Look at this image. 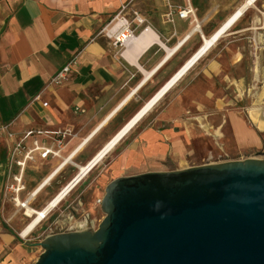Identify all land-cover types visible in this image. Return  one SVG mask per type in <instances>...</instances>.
<instances>
[{
	"label": "crops",
	"instance_id": "obj_1",
	"mask_svg": "<svg viewBox=\"0 0 264 264\" xmlns=\"http://www.w3.org/2000/svg\"><path fill=\"white\" fill-rule=\"evenodd\" d=\"M125 4L129 7L122 15L137 36L115 47L104 28ZM187 8L194 15L180 18L178 12ZM134 12L142 25L134 22ZM222 30L121 141L125 144L104 170L114 179L162 172V161H182L199 135L197 128L219 126L223 110H234L255 94H261L259 109L264 110V0H0V264H16L24 254L10 231L21 209L6 211L13 206L4 190L13 142L2 128L16 134L61 128L74 134L63 151V156L75 151L73 161L51 182L45 179L57 159L26 175L30 191L45 182L36 199L43 208H32L41 211ZM69 64L68 81L51 84ZM256 108L248 109L249 119ZM208 109L214 113L205 115ZM228 117L240 147L259 145L242 117Z\"/></svg>",
	"mask_w": 264,
	"mask_h": 264
},
{
	"label": "water",
	"instance_id": "obj_2",
	"mask_svg": "<svg viewBox=\"0 0 264 264\" xmlns=\"http://www.w3.org/2000/svg\"><path fill=\"white\" fill-rule=\"evenodd\" d=\"M101 209L96 229L29 243L34 264H264V159L120 177Z\"/></svg>",
	"mask_w": 264,
	"mask_h": 264
},
{
	"label": "rangeland",
	"instance_id": "obj_3",
	"mask_svg": "<svg viewBox=\"0 0 264 264\" xmlns=\"http://www.w3.org/2000/svg\"><path fill=\"white\" fill-rule=\"evenodd\" d=\"M252 101L254 102L253 104ZM260 101L261 94H255L248 100L245 99V102L238 104L234 110H223L219 126H210L208 124L205 127L197 128L198 130L196 131L199 135L190 143L189 153L185 159L180 162L162 161L160 167L165 171H174L211 163L242 161L249 158L264 159V131L251 122L248 114V109L261 107ZM161 111V108L155 110V116L161 113ZM211 113H214L213 109L206 110L204 114L210 115ZM231 113L242 117L246 124L256 132L260 140L258 146L240 147L235 142L228 117ZM145 125L146 123H143L142 127ZM161 126L163 125H159V127ZM124 142H121L57 208L51 211L48 217L26 239L21 238L18 232L21 234L22 230L30 222V218L25 216L24 210H19L18 212L15 210V207L9 206L6 210L9 214L18 212L11 222L12 227L10 231L15 235L24 250L22 258L16 264H34L43 252L41 246L29 245L27 243L42 241L47 235L53 233L98 228L105 217L101 205L98 204V199H103L106 186L115 180V177L108 175V170H104L111 163L113 157L120 152L121 146L125 144ZM32 177L33 175H29L28 178L30 179L28 180H31ZM95 180H97V185L92 187L91 183ZM28 191H30L29 188ZM39 204V201L36 200L33 202L32 207L40 210L43 207ZM20 217L25 218V220L19 221Z\"/></svg>",
	"mask_w": 264,
	"mask_h": 264
},
{
	"label": "built area",
	"instance_id": "obj_4",
	"mask_svg": "<svg viewBox=\"0 0 264 264\" xmlns=\"http://www.w3.org/2000/svg\"><path fill=\"white\" fill-rule=\"evenodd\" d=\"M128 7L129 4L123 5L120 12L112 18L104 28L105 35L112 40L115 47L123 46L126 42H129L137 36L136 29L132 28L133 23L122 15ZM133 15L134 22L138 25L144 23V20L141 19L136 12H134ZM178 15L182 19H187L190 15H194V11L192 8H187L179 11ZM172 16L173 12H170L168 18L172 20ZM69 73L70 64L56 74L51 84L62 85L68 81ZM2 131L6 132L8 139L13 142L9 154L10 171L7 176L4 190L13 206L16 209L24 210L25 216L29 217L27 215V207H32L33 202L36 201L39 195L36 194V191L39 189L40 185L37 189L28 191L25 180L28 171L30 168H34L49 159H57L60 163L49 176L57 175L61 172L73 161V154L75 151L68 156H63V151L67 146L68 140H70L74 134L70 129L61 128L54 130L29 129L20 134L9 131L8 127L2 128ZM77 176L67 184L64 189L72 184ZM64 189H62V191ZM98 204H102V199H98Z\"/></svg>",
	"mask_w": 264,
	"mask_h": 264
},
{
	"label": "bare ground",
	"instance_id": "obj_5",
	"mask_svg": "<svg viewBox=\"0 0 264 264\" xmlns=\"http://www.w3.org/2000/svg\"><path fill=\"white\" fill-rule=\"evenodd\" d=\"M240 15L241 13L231 19L227 23V27L225 29L230 28L238 20ZM224 30L218 33L213 39L206 41L207 46L204 47L203 51L188 65V67H186L169 85H167L160 93H158L157 96L127 126H125V128H123V130H121V132H119V134L115 138H113L104 147V149L96 156V158L93 159L91 163L83 169V172L82 170L80 171L76 180L66 189H64V187V190H61L62 192L60 191L61 193H58V195L51 201L49 206L41 211L33 210L34 208L31 206L27 207V215L30 218V222L21 232V237L26 239L36 229V227H38V225H40V223H42L48 217L51 211L57 208L72 193V191H74V189L82 182L81 178L83 176H87V174H89L99 163H101L107 157L108 154H110L118 146V144L130 133V131L136 126V124L140 122L144 118V116H146L154 108V106L167 94V92L174 86L175 82H177V80H179L183 76V74H186L187 69L191 68V66L196 63L199 56H202L205 52H207L212 44L218 41V39L221 37V33H223ZM250 119L255 125H257L260 130L264 131V110H261L259 108L252 109L250 112ZM54 177L55 175H52L47 177L45 180L49 179V181L51 182V179H54ZM42 185H40V187ZM39 189H37L38 192L36 191V194H39L41 192V189Z\"/></svg>",
	"mask_w": 264,
	"mask_h": 264
}]
</instances>
